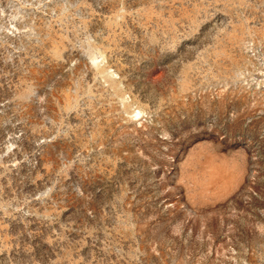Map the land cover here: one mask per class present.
Returning a JSON list of instances; mask_svg holds the SVG:
<instances>
[{"label": "rangeland", "instance_id": "1", "mask_svg": "<svg viewBox=\"0 0 264 264\" xmlns=\"http://www.w3.org/2000/svg\"><path fill=\"white\" fill-rule=\"evenodd\" d=\"M0 264H264V0H0Z\"/></svg>", "mask_w": 264, "mask_h": 264}]
</instances>
